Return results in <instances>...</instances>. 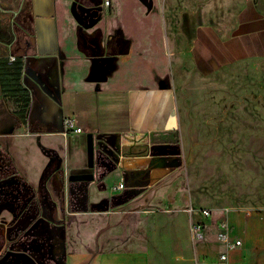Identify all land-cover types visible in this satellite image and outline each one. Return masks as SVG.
<instances>
[{"label":"rangeland","instance_id":"374dc122","mask_svg":"<svg viewBox=\"0 0 264 264\" xmlns=\"http://www.w3.org/2000/svg\"><path fill=\"white\" fill-rule=\"evenodd\" d=\"M211 1L120 0L111 6L110 14L116 6L123 18L108 23L120 36L128 30L129 44L126 50L96 55L107 60L95 65V87L108 95L164 88L171 112L161 131L96 129L77 136L65 130L44 144L29 132L17 134L13 125L25 121L28 107L20 94L0 92V264H95L101 251L109 252V242L92 239L86 260L71 259L81 249L80 187L106 178L111 185L122 156L139 150L172 171L156 184L159 189L172 182L188 187L198 205L228 219L241 239L228 250L235 264H264V56L210 64L197 55L192 31L201 19L190 11ZM254 1L264 11V0ZM4 9L0 4V31L21 28L25 8L16 15V26L12 12ZM67 116L81 126L75 114ZM22 139L27 142L21 144ZM135 139L141 140L139 150L137 141L129 153ZM70 216L76 219L68 221ZM216 247L208 252L210 260ZM190 254L192 261H168L197 264Z\"/></svg>","mask_w":264,"mask_h":264},{"label":"crops","instance_id":"0c3cea01","mask_svg":"<svg viewBox=\"0 0 264 264\" xmlns=\"http://www.w3.org/2000/svg\"><path fill=\"white\" fill-rule=\"evenodd\" d=\"M12 1L14 6L10 5ZM119 2L0 0L4 11L12 12L13 26L16 15L25 8L20 14L21 28L0 31V58L9 56L7 64L22 60L21 83L30 91L26 119L13 125L17 134L29 132L48 144L64 135L68 114H75L84 130L71 132L77 136L96 129L140 135L167 126L171 111L164 88H130L121 95H108L103 88L101 91L95 87V65L98 59L107 60L106 56L96 55L128 48L130 32L120 36L115 25L108 23L118 18L119 24L123 18L116 6L110 14L111 6ZM24 3L27 7L23 8ZM208 6L190 11L191 17L198 14L201 19L192 31V47L199 57L210 64H225L264 56V11L254 0H212ZM224 18H230V23L216 21ZM0 92L5 93L1 85ZM137 141L138 152L141 140L135 139L129 142V153H133ZM159 163L139 150L122 156L111 185L106 178L80 187L79 204L85 208L76 213L81 249L71 257L72 262L88 258L87 247L94 239L95 243L109 242V252L101 251L95 264H106L108 259L109 264H173L168 261L171 257L192 261L191 252L197 264H215L219 253L226 249L217 237V214L213 211V215L204 217L199 208L210 207L198 205L188 187H177L172 182L159 189L156 184L162 177L172 174ZM120 182L124 186L116 188ZM74 219L70 216L68 221ZM195 223L205 227L204 234L194 238L191 227ZM215 247L220 249L210 260L208 252L212 255Z\"/></svg>","mask_w":264,"mask_h":264},{"label":"built area","instance_id":"2783aa9c","mask_svg":"<svg viewBox=\"0 0 264 264\" xmlns=\"http://www.w3.org/2000/svg\"><path fill=\"white\" fill-rule=\"evenodd\" d=\"M106 3H109V0H105ZM12 59L15 58V55L11 56ZM64 126L66 130H73L74 132H81L82 128L76 122V120L70 116H66L64 118ZM124 186L123 182H120L116 188H122ZM199 211L204 217H209L213 215V210L208 207L199 208ZM217 225V237L220 241H222L226 249L219 253L218 259L215 264H235L230 259V254L228 252L229 249H234L241 244V239L235 237L231 231V225L227 218H220L216 222ZM204 225L203 223H195L192 225L191 230L193 233V237H199L204 234Z\"/></svg>","mask_w":264,"mask_h":264},{"label":"trees","instance_id":"16d2710c","mask_svg":"<svg viewBox=\"0 0 264 264\" xmlns=\"http://www.w3.org/2000/svg\"><path fill=\"white\" fill-rule=\"evenodd\" d=\"M8 58H0V85L10 95L20 94L26 105L30 103V91L21 83L23 62L16 59L7 64Z\"/></svg>","mask_w":264,"mask_h":264}]
</instances>
